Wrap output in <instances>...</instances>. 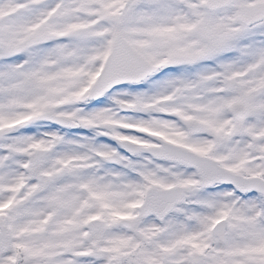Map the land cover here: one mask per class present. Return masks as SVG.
<instances>
[{
	"label": "snow or ice",
	"instance_id": "snow-or-ice-1",
	"mask_svg": "<svg viewBox=\"0 0 264 264\" xmlns=\"http://www.w3.org/2000/svg\"><path fill=\"white\" fill-rule=\"evenodd\" d=\"M0 264H264V0H0Z\"/></svg>",
	"mask_w": 264,
	"mask_h": 264
}]
</instances>
